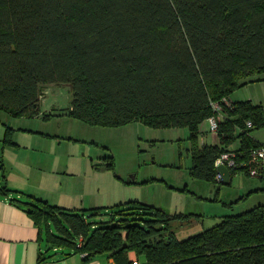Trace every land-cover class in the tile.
<instances>
[{"label": "trees", "instance_id": "trees-1", "mask_svg": "<svg viewBox=\"0 0 264 264\" xmlns=\"http://www.w3.org/2000/svg\"><path fill=\"white\" fill-rule=\"evenodd\" d=\"M262 74L264 0H0V110L50 120L56 114L43 111L42 92L57 84L71 90L68 116L92 126L187 127L190 173L215 186L224 152L246 158L263 146L252 135L264 128L263 105L231 98ZM224 97L236 106L220 122L221 143L201 144L212 102ZM5 125L4 143L15 146L16 129ZM237 140L240 147L230 150ZM104 158L114 170V157ZM230 170L229 184L238 172L250 175ZM258 192L264 188L234 203ZM19 194L0 186V197L33 219L40 241L74 250L84 262L107 255L115 264H135V251L140 264H264V203L179 238L177 223L202 216L133 200L68 209Z\"/></svg>", "mask_w": 264, "mask_h": 264}, {"label": "rangeland", "instance_id": "rangeland-1", "mask_svg": "<svg viewBox=\"0 0 264 264\" xmlns=\"http://www.w3.org/2000/svg\"><path fill=\"white\" fill-rule=\"evenodd\" d=\"M261 76L264 78V74ZM44 89L42 92L44 99L43 103L41 102L43 111L59 110L65 113H57L50 120L41 117L15 118L10 115V125L55 134L52 139L45 138L55 141L56 151H61L59 156L66 166H70L69 169L80 168L77 162L79 156L85 155L88 160L92 156L94 170L89 166L86 171L94 190L92 196L96 199L114 202L126 198L128 201H139L163 208L169 213L202 216L190 224L177 223L179 238L200 233L218 224L223 216L242 213L261 202L264 203V196L234 203L255 187H264V179L238 172L230 184L219 182L212 189L209 182L192 176L187 127L153 128L138 121L121 127L92 126L82 120L68 117L67 107L72 98L69 87L49 84ZM233 94H235L233 98L237 96L240 101L251 96L254 102H262L264 106V80L250 83L245 88L241 87ZM47 96L52 97L47 99ZM206 126L209 127L208 121L204 124V127ZM257 130L252 133H256ZM261 130L264 128L259 129L263 132ZM20 134L24 137L20 140L29 150L22 149L19 157L31 161L29 156L31 153H34L35 157H40L42 150L36 148L33 151L32 148L43 138L31 132ZM200 141L210 142V134L208 137L202 134ZM108 156L114 157V170L105 167L107 159L104 157ZM15 158L16 156H13L14 161ZM75 179L63 173L61 175V180L65 183Z\"/></svg>", "mask_w": 264, "mask_h": 264}, {"label": "crops", "instance_id": "crops-1", "mask_svg": "<svg viewBox=\"0 0 264 264\" xmlns=\"http://www.w3.org/2000/svg\"><path fill=\"white\" fill-rule=\"evenodd\" d=\"M263 80L264 78H262V81ZM248 85L249 84L243 88ZM234 95L235 94L231 95V98L234 101H240V98L237 96L233 98ZM51 97L52 96H47V99H51ZM245 98H248L246 100L253 101L251 96ZM253 103L263 105L262 102L253 101ZM52 113L64 114L65 112L52 110ZM0 116L4 118H0V170L1 166H4L1 172L2 176L0 174V186L6 184L10 190L19 192V195L28 194L48 201L52 205L68 209L107 208L114 204L128 201L126 198H123L118 199L121 201L115 200L114 202H108L93 197L92 194L94 190L91 187V183H89V174L86 170L89 166L94 170V158L91 156V159L88 160L85 155H81L79 156V161H77L80 164V168L69 169L68 167L70 166H66L59 156L61 151H56L55 141L48 140L50 137L45 138L48 136L38 134L39 137L43 139L38 140L35 147L32 148L33 151L36 150V148L42 150L40 157H35L33 155L34 153L29 155L32 161L19 157V153L22 149L29 150L20 140V138H24L20 133L33 131L35 133H44L52 137L55 136V134L23 126H11L10 114L3 110H0ZM205 122L201 125V135L204 134V136L208 137L210 134L211 141H200V143L220 144V137L217 134L210 133L209 127H204ZM5 124L16 129L13 134L15 146L10 144L5 145L4 143L7 127ZM261 131L263 132H260L258 129L256 133L254 132L252 135L257 141L264 145V130ZM239 147L240 141L237 140L228 148L230 150H236ZM13 156H16L15 161L13 160ZM62 173L75 177L76 179L65 183V181L61 180ZM260 188L264 187L257 186L253 190ZM13 194L14 193H12L9 198L15 195ZM259 196L263 197L264 192L254 193L249 198ZM9 198L0 197V264H115L114 260L107 255H98L84 262V257L74 250L62 249L47 244L45 241H40L39 229L34 224L33 219L23 209L12 204ZM259 204H262V202ZM129 257L135 264H140V259L135 251H130Z\"/></svg>", "mask_w": 264, "mask_h": 264}, {"label": "built area", "instance_id": "built-area-1", "mask_svg": "<svg viewBox=\"0 0 264 264\" xmlns=\"http://www.w3.org/2000/svg\"><path fill=\"white\" fill-rule=\"evenodd\" d=\"M212 106L214 109V115L208 118L209 128L213 134H216L220 127L221 120L225 117L227 111L235 109L236 104L229 97H224L221 101L212 102ZM252 121L247 120L246 126L248 128L252 127ZM225 164L229 169H241L248 170L250 176L264 179V145L258 148H253L246 158L239 157L236 151H227L224 152L217 160L215 165ZM217 178L221 181L222 177L218 173ZM81 243L83 241V237L81 236L79 239ZM84 256L86 253L83 254Z\"/></svg>", "mask_w": 264, "mask_h": 264}, {"label": "water", "instance_id": "water-1", "mask_svg": "<svg viewBox=\"0 0 264 264\" xmlns=\"http://www.w3.org/2000/svg\"><path fill=\"white\" fill-rule=\"evenodd\" d=\"M218 173L222 177V182L229 183L231 181V170L223 163L217 166ZM212 189L214 188L215 184H212Z\"/></svg>", "mask_w": 264, "mask_h": 264}]
</instances>
